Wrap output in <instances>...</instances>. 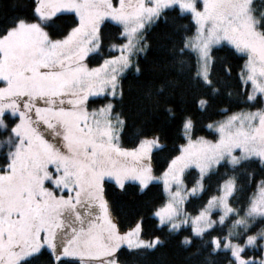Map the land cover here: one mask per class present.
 <instances>
[{
    "label": "snow or ice",
    "instance_id": "6c2138e0",
    "mask_svg": "<svg viewBox=\"0 0 264 264\" xmlns=\"http://www.w3.org/2000/svg\"><path fill=\"white\" fill-rule=\"evenodd\" d=\"M11 7L22 12L0 13V264H147L182 230L201 264H264V0ZM231 59L247 110L214 119L226 84L214 69L231 78ZM130 189H159L144 201L150 235L142 214L127 229L113 214Z\"/></svg>",
    "mask_w": 264,
    "mask_h": 264
},
{
    "label": "trees",
    "instance_id": "16d2710c",
    "mask_svg": "<svg viewBox=\"0 0 264 264\" xmlns=\"http://www.w3.org/2000/svg\"><path fill=\"white\" fill-rule=\"evenodd\" d=\"M13 0H0V13L2 14H15L16 12H22V9L13 10L11 5ZM187 23V21H184ZM114 27L112 31H114ZM161 29H155L150 33V40L155 41L157 36L161 33ZM223 56V53H219ZM162 56V52L154 49L153 52L149 55V60L159 59ZM230 63L232 65V77L225 78L223 70L219 64H217L214 69V74L217 78L226 81V84L221 85V93L218 98L213 102L212 107L209 109L208 115L212 116L214 119H221L222 116L219 114L221 109H230L231 111H240L241 109L247 110L245 104L243 103L242 93L245 90L236 79V73L240 69V65L243 63L242 60L231 59ZM130 83H134L131 77L123 81L124 87L127 89ZM250 87V86H249ZM227 91H231L232 96L229 97L226 95ZM188 107L192 108L191 98L188 100ZM203 119L206 120V117ZM138 121L136 118H133L130 121L129 126V137L124 141L126 146H131V132L135 123ZM164 122V114L161 112L156 118L155 123L157 125H162ZM206 133L201 132L200 135H205ZM211 138V137H209ZM173 137L169 135L166 139V142L171 145L173 142ZM162 162V161H161ZM223 171V170H222ZM214 184V181H213ZM160 198L159 189H154L152 193H149L146 196H138L134 189H130L126 194H120L113 197L115 206L113 208V214L118 217L121 221L123 227L127 229L130 227L136 218L137 214H142L145 217L146 223L145 228L149 235L157 231L150 217L147 207L144 205V201H156L158 202ZM200 203L199 200L193 202L189 207L191 210L192 207L198 206ZM189 231L182 230L181 233H177L174 236L162 237L166 238V243L158 252L152 253L147 258V264H201L203 260V253L200 255H192L195 252L196 245L195 243L188 248L183 247L179 244V240L183 238L184 235H189Z\"/></svg>",
    "mask_w": 264,
    "mask_h": 264
},
{
    "label": "rangeland",
    "instance_id": "374dc122",
    "mask_svg": "<svg viewBox=\"0 0 264 264\" xmlns=\"http://www.w3.org/2000/svg\"><path fill=\"white\" fill-rule=\"evenodd\" d=\"M250 86V85H249Z\"/></svg>",
    "mask_w": 264,
    "mask_h": 264
}]
</instances>
